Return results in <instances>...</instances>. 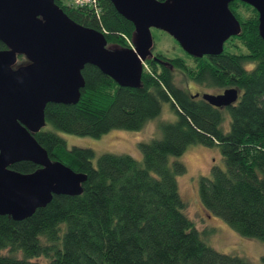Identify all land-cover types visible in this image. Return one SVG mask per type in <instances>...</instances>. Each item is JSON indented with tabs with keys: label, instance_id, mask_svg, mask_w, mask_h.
<instances>
[{
	"label": "trees",
	"instance_id": "1",
	"mask_svg": "<svg viewBox=\"0 0 264 264\" xmlns=\"http://www.w3.org/2000/svg\"><path fill=\"white\" fill-rule=\"evenodd\" d=\"M54 2L74 22L102 32L108 46L128 47L124 36L132 39L134 26L110 0H99L98 16L88 7ZM229 8L240 33L221 54L195 59L194 69L181 58L152 52L141 86L130 88L85 65L79 101L46 105L45 126L34 137L52 161L87 178L81 194L53 195L25 219L0 215V264H251L204 241L183 211L177 175L186 168L171 162L191 144L217 146L223 166L200 177V202L239 235L264 241V40L253 7L234 0ZM181 72L200 85L233 87L238 98L228 107L212 106L176 84ZM166 102L177 119L159 124L160 138L139 144L140 160L129 154L96 157L91 148L68 147L57 133L98 138L117 128L139 130ZM11 168L30 173L37 166L21 161Z\"/></svg>",
	"mask_w": 264,
	"mask_h": 264
},
{
	"label": "water",
	"instance_id": "2",
	"mask_svg": "<svg viewBox=\"0 0 264 264\" xmlns=\"http://www.w3.org/2000/svg\"><path fill=\"white\" fill-rule=\"evenodd\" d=\"M234 0H110L134 26L133 47L107 45L104 34L70 19L54 0H0V215L22 220L53 195L75 196L87 176L52 161L34 137L45 126L48 103L76 104L85 86V65L98 68L121 87L141 86L143 62L152 55L151 29L170 35L188 55L222 53L241 31L229 8ZM258 14L264 40V0H239ZM18 56L25 60L19 63ZM191 96H199L196 93ZM215 107L236 102L233 87L203 93ZM29 161L30 173L11 166Z\"/></svg>",
	"mask_w": 264,
	"mask_h": 264
},
{
	"label": "rangeland",
	"instance_id": "3",
	"mask_svg": "<svg viewBox=\"0 0 264 264\" xmlns=\"http://www.w3.org/2000/svg\"><path fill=\"white\" fill-rule=\"evenodd\" d=\"M68 1V0H66ZM154 48L153 53H160L169 58L180 57L189 67L196 65L195 59L187 58L186 52L167 33L151 29ZM25 60L24 57L20 61ZM19 61V63H20ZM185 74L177 73L176 84L190 93H217L221 89L193 83ZM177 114L169 102L162 106L158 117L149 120L139 130L112 129L98 138L57 132L68 147H88L94 150L98 157L103 153L129 154L135 159H141L139 144L153 138H160L161 122H174ZM229 119H224V126L228 127ZM182 162L186 170L177 175L179 194L185 204L184 213L194 223L202 234L204 241L218 252L236 255L248 260L251 264H262L264 256V241L239 235L222 218L207 212L200 202L198 184L201 176H209L213 166H223V157L217 146L191 144L180 156L171 157V162Z\"/></svg>",
	"mask_w": 264,
	"mask_h": 264
},
{
	"label": "built area",
	"instance_id": "4",
	"mask_svg": "<svg viewBox=\"0 0 264 264\" xmlns=\"http://www.w3.org/2000/svg\"><path fill=\"white\" fill-rule=\"evenodd\" d=\"M99 0H73V4L77 7H89L98 16L100 14V9L98 7ZM126 43L132 47V41L129 37L124 36Z\"/></svg>",
	"mask_w": 264,
	"mask_h": 264
},
{
	"label": "flooded vegetation",
	"instance_id": "5",
	"mask_svg": "<svg viewBox=\"0 0 264 264\" xmlns=\"http://www.w3.org/2000/svg\"><path fill=\"white\" fill-rule=\"evenodd\" d=\"M70 5H73L74 7H77V6H75L74 4H73V0H68L67 1ZM89 8V7H88ZM4 45V44H3ZM5 46V45H4ZM6 48V47H5ZM4 48V49H5ZM152 52H153V49H152ZM186 54V56H187V58H191V59H196L197 60V57H193V56H190V55H188L187 53H185ZM23 56H18V61H20V59L22 58ZM204 57V56H203ZM177 58H180V57H177ZM182 59V58H181ZM184 60V59H183ZM21 62V61H20ZM186 62V61H185ZM193 83H196L197 84V81L196 80H194V79H190ZM185 90V89H184ZM224 90V89H223ZM223 90H221L220 92H217V93H212V94H218V93H221ZM186 92H189L188 90H185ZM197 92H195V93H190L189 92V94L190 95H194V94H196ZM200 95V94H199ZM195 97V96H194ZM197 97V96H196Z\"/></svg>",
	"mask_w": 264,
	"mask_h": 264
},
{
	"label": "bare ground",
	"instance_id": "6",
	"mask_svg": "<svg viewBox=\"0 0 264 264\" xmlns=\"http://www.w3.org/2000/svg\"><path fill=\"white\" fill-rule=\"evenodd\" d=\"M99 9H100V6L98 5ZM94 11V10H93ZM101 11V10H100Z\"/></svg>",
	"mask_w": 264,
	"mask_h": 264
}]
</instances>
